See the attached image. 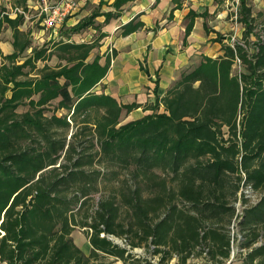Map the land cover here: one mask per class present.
Wrapping results in <instances>:
<instances>
[{
    "label": "trees",
    "instance_id": "16d2710c",
    "mask_svg": "<svg viewBox=\"0 0 264 264\" xmlns=\"http://www.w3.org/2000/svg\"><path fill=\"white\" fill-rule=\"evenodd\" d=\"M129 1L134 0L112 6ZM26 3L10 0V8L26 12ZM246 4L240 0L238 11L242 42L223 44L218 57L203 56L146 108L150 113L124 124L122 112L138 105L124 106L93 91L110 59L104 65L98 56L86 62L105 34L83 43L69 40L88 27L97 29L98 11L51 40L52 52L32 48L22 64L16 61L32 44L29 32L20 29L25 18L0 13V31L11 30L13 46L9 55L0 52L6 61L0 66V262L103 264L112 257L153 264L112 236L132 249L145 247L160 264L174 255L185 263L205 250L203 259L227 264V229L242 171L260 200L239 223L240 246L248 250L237 260L264 264V242L256 245L264 237V25L251 46L254 27ZM198 15L188 14L185 36ZM110 17L105 14V21ZM141 27L129 22L121 34ZM52 54L64 64L36 69L37 61ZM237 61L244 70L234 73ZM27 67L36 69L35 77ZM19 107L27 110L18 113ZM59 110L66 113L58 116ZM105 179L117 185L100 188ZM76 228L88 239V255L72 239Z\"/></svg>",
    "mask_w": 264,
    "mask_h": 264
},
{
    "label": "crops",
    "instance_id": "0c3cea01",
    "mask_svg": "<svg viewBox=\"0 0 264 264\" xmlns=\"http://www.w3.org/2000/svg\"><path fill=\"white\" fill-rule=\"evenodd\" d=\"M114 1L76 0L77 6L72 14L65 18L61 27L70 28L90 15L92 11H98L99 15L94 20L97 29L92 26L86 29L89 33H94L95 37L100 32L105 36L99 41V46L90 52L86 62H92L96 56L99 57L100 65H104L108 58L110 61L105 76L93 91L97 94L109 95L124 106L137 104L138 107L129 113L122 112L121 116L125 122L139 120L150 113L151 111L146 108L155 105L157 99L166 94L183 72L197 67L203 56L212 58L220 56L222 45L233 44L237 41L234 39V33L240 37L243 30L239 28L241 23L231 22L235 17L230 14L229 0H134L118 9L112 6ZM32 9H35V6ZM27 12H30V9ZM190 12L199 15L194 18L192 28L185 36ZM107 13H111V17L105 21ZM27 18L26 15L20 29L28 31L30 38L36 39L38 45L31 44V47L25 51L29 55L24 60L32 55V48L40 49L45 44V40H58L60 36L58 28L54 32L47 31L48 33H44L45 30L39 33L30 32L26 29ZM138 21L142 23L141 28L128 35L121 34L125 24ZM78 33L72 34L69 40L83 43L92 39L91 35L85 38L84 31ZM46 47L49 48L48 53L54 49L50 45ZM0 52L3 56L13 52L12 34L10 39L0 40ZM20 58L16 61L17 64L24 62V60L19 61ZM59 63L64 64V61H60L56 54H52L44 61H37L35 66L39 69L44 65L56 66ZM35 73L31 75L29 72L28 76L35 77ZM26 110H17V112L22 113ZM260 229L264 230V226ZM263 242L264 237H261L256 245ZM85 244L89 245L88 239L85 240ZM87 249L86 253L83 252L85 255L90 253L91 246L89 245ZM225 263L224 260L221 264ZM234 263L241 264V261L236 259ZM0 264L6 263L0 262ZM166 264L217 263L203 259L202 255H195L193 258H188L185 263H181L179 257L174 255Z\"/></svg>",
    "mask_w": 264,
    "mask_h": 264
},
{
    "label": "rangeland",
    "instance_id": "374dc122",
    "mask_svg": "<svg viewBox=\"0 0 264 264\" xmlns=\"http://www.w3.org/2000/svg\"><path fill=\"white\" fill-rule=\"evenodd\" d=\"M51 1L52 2H56L57 0H27V3H26V8L30 9V12H26L27 13V24H26V29H29L30 32H33L35 31L36 33H39L40 31H44V28L39 24V12H40V9L38 8V6L42 5V2H49ZM247 1V6L250 8V12H251V18H252V24H253V33L256 35H250L249 36V43L251 44V46L257 42V34H262L261 32V28L262 26L264 25V0H245ZM239 5H240V0H229V5H228V8L231 9L230 11V14L231 16H234L235 18H233V20L231 22L235 23V22H238V11H239ZM9 6H10V0H2L0 2V13H4L8 11L9 9ZM35 6V9H32L33 7ZM27 9V10H28ZM96 11V10H95ZM95 11H92L95 12ZM89 16V15H88ZM13 17V16H12ZM87 17V16H86ZM85 18V17H84ZM229 18V17H228ZM239 23V22H238ZM62 24L60 26H58V31H60V34L61 32H64L65 30H68V28H65L64 26L61 27ZM239 28H242V32L240 34V37L239 35H236L234 33V39L237 40V41H240L242 42V34H243V31H244V25L243 24H239ZM88 29V28H87ZM87 29H83L82 31L85 32L84 36L85 38L88 36V35H91L92 39H89V41L93 40L94 38H96L94 35V33L90 32L89 33V30ZM80 31V33L82 32ZM47 31H44V33H46ZM48 33V32H47ZM12 32L9 28H7L6 26H4L1 31H0V40H4L5 38L7 39H10V36H11ZM79 34V33H78ZM77 35V34H76ZM83 35V34H82ZM81 35V36H82ZM97 36V35H96ZM261 36V35H260ZM239 37V39H238ZM32 40V44L34 45H38L36 42L37 40L34 39V38H31ZM47 43V44H46ZM42 44V43H40ZM52 46L51 44V41H46L45 40V44L43 45V47H46V46ZM41 47V48H43ZM38 48V47H37ZM29 55L28 52H24L21 56V58L19 59V61H23L24 58ZM3 62H6L2 59V56L0 55V66ZM30 70L29 67H27L25 69L26 72H28ZM244 70L243 66L241 64H237L234 66V73H239V72H242ZM35 73V69L31 70L30 71V74L33 75ZM56 101L55 103H51V105H49L47 107V110H46V115H50L53 110L55 109L56 107ZM27 109L26 107H19L17 110L18 111H22V110H25ZM62 114V111H58L57 112V115H61ZM120 123L121 124H124L126 123L124 121V119H122V116L120 118ZM124 173V172H123ZM108 179V178H107ZM116 182L113 181V180H110V181H102L99 186L100 188H104V187H107L108 189L116 186ZM99 194H95V197L98 198ZM72 239L74 241V243L80 247V249L86 253L88 251V244L86 245L85 244V240L87 239L86 238V235L84 233V231L80 228H76L73 232H72ZM121 240L120 241H113L115 244H118L119 246H123L122 244H125V241L124 239L122 238H119ZM141 248V255L142 256H146L149 261H151L153 264H160L159 263V256H155V257H152L151 255V252H148L147 249L145 247H140ZM101 262L103 264H131L132 261H127L126 263H123L122 261L120 260H116L112 257H106L105 259H102ZM235 262V261H234ZM229 264H233V263H229ZM235 264V263H234Z\"/></svg>",
    "mask_w": 264,
    "mask_h": 264
},
{
    "label": "built area",
    "instance_id": "2783aa9c",
    "mask_svg": "<svg viewBox=\"0 0 264 264\" xmlns=\"http://www.w3.org/2000/svg\"><path fill=\"white\" fill-rule=\"evenodd\" d=\"M77 6L76 0H57L56 2H42V5L38 6L40 9L39 12V23L44 28L45 31H56L58 26H60L65 18L70 16ZM27 12V11H26ZM22 10V8H9L5 14H8L9 17H14L17 14L23 15L26 17L27 13ZM239 64V61H237ZM240 183L239 190L236 196V200L233 204L235 212L234 216L228 226V235H229V249L230 255L227 264L232 263L236 260L239 255H244L248 249L242 248L240 246L243 240V233L240 231L239 223L243 219V214L245 209L250 208L257 204L260 200V195L254 191L252 185L247 182V178L244 172L240 171ZM113 241H120V239L109 237ZM125 241V240H124ZM122 247H125L129 252L141 254V248H131L128 244H122ZM207 250L202 252V257L206 255ZM193 258V255L190 256Z\"/></svg>",
    "mask_w": 264,
    "mask_h": 264
}]
</instances>
